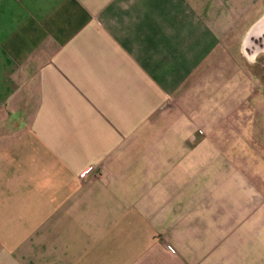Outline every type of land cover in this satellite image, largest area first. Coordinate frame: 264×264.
I'll return each mask as SVG.
<instances>
[{
  "label": "crops",
  "instance_id": "1",
  "mask_svg": "<svg viewBox=\"0 0 264 264\" xmlns=\"http://www.w3.org/2000/svg\"><path fill=\"white\" fill-rule=\"evenodd\" d=\"M0 264H264V0H0Z\"/></svg>",
  "mask_w": 264,
  "mask_h": 264
},
{
  "label": "built area",
  "instance_id": "2",
  "mask_svg": "<svg viewBox=\"0 0 264 264\" xmlns=\"http://www.w3.org/2000/svg\"><path fill=\"white\" fill-rule=\"evenodd\" d=\"M86 173H84L82 176L85 177Z\"/></svg>",
  "mask_w": 264,
  "mask_h": 264
}]
</instances>
